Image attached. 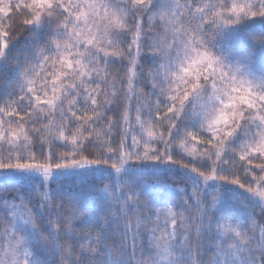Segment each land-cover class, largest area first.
Here are the masks:
<instances>
[{
	"label": "snow or ice",
	"instance_id": "snow-or-ice-1",
	"mask_svg": "<svg viewBox=\"0 0 264 264\" xmlns=\"http://www.w3.org/2000/svg\"><path fill=\"white\" fill-rule=\"evenodd\" d=\"M5 72L0 264H264V0H0Z\"/></svg>",
	"mask_w": 264,
	"mask_h": 264
},
{
	"label": "trees",
	"instance_id": "trees-1",
	"mask_svg": "<svg viewBox=\"0 0 264 264\" xmlns=\"http://www.w3.org/2000/svg\"><path fill=\"white\" fill-rule=\"evenodd\" d=\"M15 19L17 21H19V17H16ZM8 63H9V65H11L13 63V61L10 60ZM2 75H11V73L5 72L3 74H0V76H2ZM142 87H143L145 92L150 90V85H142ZM134 104H135V102H134ZM107 182H108L107 180L104 181V183H107ZM169 182L172 184L173 188L183 187L185 185V183H186L185 180L183 179V177L180 176V175H177L175 177H170L169 178ZM63 183L65 185H69L70 184L69 181H63ZM52 187H56V185H52ZM188 191L191 192V186L190 185L188 186ZM209 199H210V197H209ZM3 223H6V221L0 220V224H3Z\"/></svg>",
	"mask_w": 264,
	"mask_h": 264
}]
</instances>
